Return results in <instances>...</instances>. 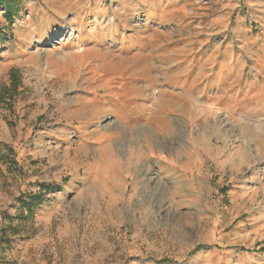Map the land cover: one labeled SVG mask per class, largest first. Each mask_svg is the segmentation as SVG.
Segmentation results:
<instances>
[{"label":"rangeland","instance_id":"374dc122","mask_svg":"<svg viewBox=\"0 0 264 264\" xmlns=\"http://www.w3.org/2000/svg\"><path fill=\"white\" fill-rule=\"evenodd\" d=\"M7 1L0 264H264V0ZM202 44L238 91L156 118L151 57Z\"/></svg>","mask_w":264,"mask_h":264},{"label":"crops","instance_id":"0c3cea01","mask_svg":"<svg viewBox=\"0 0 264 264\" xmlns=\"http://www.w3.org/2000/svg\"><path fill=\"white\" fill-rule=\"evenodd\" d=\"M178 47L186 49L193 46ZM225 48L231 53V43L225 45ZM187 58L188 64L183 69L173 66L178 62L173 56L167 62H163L158 56L150 59V63L155 66L152 75L157 91L152 95L151 109L148 110H151L158 119L165 118L167 121L172 113L183 114V119L189 118L191 114H195L199 120L205 119L207 114H214L213 108L206 105L207 91L216 97L229 96L234 91H238L236 74L243 61L238 58L236 51L231 55L215 57L210 52L206 55V46L202 44L194 52L189 51ZM186 63L184 61V64ZM162 64L165 65V69L161 67ZM177 76H180L181 80H176ZM177 81L180 84H175ZM252 90L253 88L246 87V91ZM262 91H264L263 87ZM141 93L147 95L150 92L141 91ZM151 118L152 115L149 113L147 119Z\"/></svg>","mask_w":264,"mask_h":264},{"label":"trees","instance_id":"16d2710c","mask_svg":"<svg viewBox=\"0 0 264 264\" xmlns=\"http://www.w3.org/2000/svg\"><path fill=\"white\" fill-rule=\"evenodd\" d=\"M1 4L3 5L4 9H5V18L11 22L13 16L16 14L14 8L12 7L11 4L8 3L7 0H0ZM38 196L35 195H30V201L31 203H27V207L30 209L32 204H37L39 203V199L37 198ZM39 201V202H38ZM262 250H264V247L261 248Z\"/></svg>","mask_w":264,"mask_h":264}]
</instances>
